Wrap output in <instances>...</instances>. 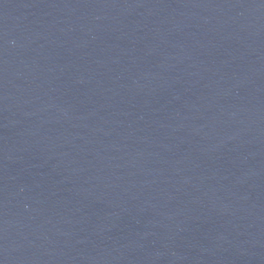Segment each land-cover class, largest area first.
Here are the masks:
<instances>
[{"label":"water","instance_id":"95a60500","mask_svg":"<svg viewBox=\"0 0 264 264\" xmlns=\"http://www.w3.org/2000/svg\"><path fill=\"white\" fill-rule=\"evenodd\" d=\"M0 264H264V0H0Z\"/></svg>","mask_w":264,"mask_h":264}]
</instances>
